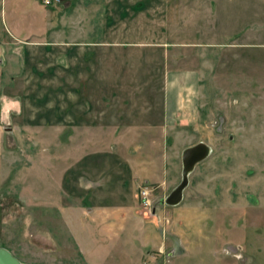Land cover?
Returning a JSON list of instances; mask_svg holds the SVG:
<instances>
[{
    "label": "rangeland",
    "instance_id": "obj_1",
    "mask_svg": "<svg viewBox=\"0 0 264 264\" xmlns=\"http://www.w3.org/2000/svg\"><path fill=\"white\" fill-rule=\"evenodd\" d=\"M111 2L0 0V98L21 105L0 99V247L26 264H264V69L232 81L214 50L199 120L147 131L145 78L157 105L165 69L146 59L161 53L96 44ZM200 142L210 155L167 204Z\"/></svg>",
    "mask_w": 264,
    "mask_h": 264
},
{
    "label": "crops",
    "instance_id": "obj_2",
    "mask_svg": "<svg viewBox=\"0 0 264 264\" xmlns=\"http://www.w3.org/2000/svg\"><path fill=\"white\" fill-rule=\"evenodd\" d=\"M111 1L106 24H112L103 32L106 39L96 44L135 47L146 55L161 53V58L146 59L148 66L157 60L165 69L162 91L154 98L157 105L152 99V81L148 74L145 78V105L138 115L144 117L147 131L171 130L175 125H194L199 120L204 69L209 67L214 50L225 52L226 69H233H228L226 76L232 81L239 78L234 76L239 67L264 69V62L252 55L264 46V0ZM218 4L224 7L218 9ZM141 19L145 27L139 26ZM154 115L159 120L150 123ZM140 125L130 124L128 130L141 131Z\"/></svg>",
    "mask_w": 264,
    "mask_h": 264
},
{
    "label": "water",
    "instance_id": "obj_3",
    "mask_svg": "<svg viewBox=\"0 0 264 264\" xmlns=\"http://www.w3.org/2000/svg\"><path fill=\"white\" fill-rule=\"evenodd\" d=\"M61 2L67 0H59ZM211 148L205 142L187 147L183 151V178L181 183L166 198V203L177 205L183 199V192L189 183V175L195 170L197 164L208 158ZM0 264H26L13 254L8 248L0 247Z\"/></svg>",
    "mask_w": 264,
    "mask_h": 264
},
{
    "label": "built area",
    "instance_id": "obj_4",
    "mask_svg": "<svg viewBox=\"0 0 264 264\" xmlns=\"http://www.w3.org/2000/svg\"><path fill=\"white\" fill-rule=\"evenodd\" d=\"M45 5H50L54 0H43ZM155 191V187L151 185H142L139 188L138 196L140 200V205L143 209L150 208L152 206V196Z\"/></svg>",
    "mask_w": 264,
    "mask_h": 264
},
{
    "label": "clouds",
    "instance_id": "obj_5",
    "mask_svg": "<svg viewBox=\"0 0 264 264\" xmlns=\"http://www.w3.org/2000/svg\"><path fill=\"white\" fill-rule=\"evenodd\" d=\"M0 99H4L7 103H10V104H12L14 106L12 109L9 110V112L10 111H15L17 115H20V113H21V105H20V101L19 100L9 101L7 97L0 98ZM9 112H6L4 114V116L2 118H0V122L6 123L7 125L10 126L12 121H11ZM0 130H2V129H0Z\"/></svg>",
    "mask_w": 264,
    "mask_h": 264
}]
</instances>
